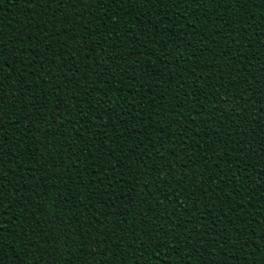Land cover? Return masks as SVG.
<instances>
[{"label":"trees","instance_id":"1","mask_svg":"<svg viewBox=\"0 0 264 264\" xmlns=\"http://www.w3.org/2000/svg\"><path fill=\"white\" fill-rule=\"evenodd\" d=\"M0 47L11 264L22 230L40 264H264V0H0Z\"/></svg>","mask_w":264,"mask_h":264},{"label":"snow or ice","instance_id":"2","mask_svg":"<svg viewBox=\"0 0 264 264\" xmlns=\"http://www.w3.org/2000/svg\"><path fill=\"white\" fill-rule=\"evenodd\" d=\"M43 2L45 5H50L51 3H55L57 5V8H59L63 4H68L71 7L75 4L76 0H43ZM120 2L123 3L124 0H120ZM140 2L145 3V0H140ZM177 2L183 3V2H185V0H174V3H177ZM188 2L191 3V2H194V0H188ZM225 2H226V0H215V3H218V4L225 3ZM232 2L243 5V4H247L249 2V0H232ZM252 4H253V6H255L257 4V0H252ZM53 17H55V12H53ZM45 39H47V38H45ZM51 46H52L51 44H48L47 47L50 48ZM4 51H5V47H0V111L3 110V101L6 99H9L8 94L4 91V88H3L4 80L10 78V74L4 73V68L6 67L5 64L9 65V59L13 63H15V60L13 59L14 55L12 57H9V59L4 58V55H3ZM238 51H239V49H238ZM53 54L55 55V53H53ZM244 58L247 59L246 56ZM25 60L27 61V63L24 65V67L30 68L31 65L35 63L34 59L29 60L28 57H25ZM260 71L264 72V68L260 69ZM21 75H23V73H21ZM20 83L22 84V82H20ZM11 104H12L13 108L19 107L16 97H14V96L11 97ZM57 115H58V113H57ZM20 119H25V117L21 116ZM194 119L195 118H193V122H194ZM16 123L19 124V120H17ZM201 123H203V121H201ZM31 124H32L31 119H28L26 124H25V128L30 130V131L33 130L30 127ZM4 131H5V129H4V118H3V116H0V165H2V166H0V179H2L6 175V172L3 171V165H4L5 161H3L2 158L5 154H7L10 151V150L5 149L3 147L4 141H6L8 139V137L6 135L2 134V133H4ZM181 135H183V134H181ZM19 139H20V137L18 136L17 140H19ZM45 139H46V137H45ZM14 147L19 151V145H14ZM234 147H236L237 151L243 152L246 156L248 155L249 146H248V142L246 140H241L239 142V145H234ZM260 151L264 152V148H261ZM252 154L253 155L255 154L254 148L252 150ZM9 157H11V156H9ZM202 159L207 160V157L206 156L202 157ZM7 163H11V158H9ZM236 166L237 167L239 166V162L237 163ZM29 171H32V170L30 169ZM230 171H231V169H230ZM261 174L264 175V172H262ZM234 175H235V173H234ZM21 180H23V176L19 177L16 180V183L19 184ZM199 182L200 183H206L207 178L201 176V177H199ZM220 183H225V182L223 180H221ZM19 191H20L19 188L15 189V192L17 195L19 194ZM188 195H191V193H188ZM31 203H32V201L28 200L27 204L21 208V211L19 213L14 212L13 215L8 218V220L11 221V223L9 225H11L13 230L18 229V228L23 229L22 223H15L14 221H16L18 216H23L24 214H26L28 212V205H30ZM18 206H19V200L12 201L11 205L6 204L4 202V195H3L2 189H0V264H6V262H7V264H11L9 256L5 255L4 251H3L4 247H6V245L3 242L4 233H5V231L3 229L6 228V224L3 223V221L5 220V219H3V217L5 216V215H3V213H6V212H4L3 210L8 209L10 211L12 208H15ZM213 207H215V204H213ZM233 211H234V209H233ZM33 215H35V214L33 213ZM12 217H15L14 221H12ZM36 219H39V217H36ZM214 221H215V218H213V222ZM187 223H191V221H187ZM262 227H264V226H262ZM28 229L32 230L33 234L36 231V228L33 225H28ZM26 235H27V233L23 230L19 231V232H14L13 239H11L8 243L13 244V245H17L19 247L20 251L16 254V259L20 260L21 264H25L24 258L26 256L29 257L27 259L26 264H40V261L38 259L34 261V258L30 256V250L32 248H35V243L31 240L30 237L27 241H25L24 237ZM164 235L167 236L168 234L164 233ZM217 235L219 236L220 233L217 232ZM64 238L66 239V237H64ZM237 239H239V237H237ZM260 239L264 240V235H262L260 237ZM45 243H47V241H45ZM102 243H104V242L98 241V245L102 244ZM164 243H165L164 241H160L159 244L157 245V247H163ZM176 243H177V245H179V240H177ZM247 243H250V239L244 241V244H242L241 246L243 247ZM69 247H70V245H69ZM137 250H139V246H138ZM36 251H39V249L37 248ZM255 251L259 252L262 250L260 248H256ZM90 255H94V254L90 253ZM157 255H159L158 252H157ZM102 264H103V262H102Z\"/></svg>","mask_w":264,"mask_h":264}]
</instances>
